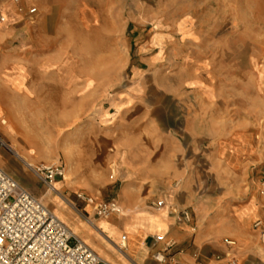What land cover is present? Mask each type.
<instances>
[{
    "label": "rangeland",
    "instance_id": "obj_1",
    "mask_svg": "<svg viewBox=\"0 0 264 264\" xmlns=\"http://www.w3.org/2000/svg\"><path fill=\"white\" fill-rule=\"evenodd\" d=\"M11 5L0 0V55L12 49L25 77H16V89L0 77V105L17 125L15 134L0 125V168L71 232L79 221L101 219L93 216L97 202H116L120 212L104 219L118 220L126 186L129 213L195 219L194 204L175 209L174 195L161 188L165 178L121 176V144L153 160L176 153L175 169L193 174L172 186L190 181L194 202L255 193L264 199V0H79L78 10L71 0ZM190 5L192 17L184 12ZM25 130L45 151L33 170L11 149L26 155ZM51 166L62 175L44 180L42 170ZM165 169L159 161L156 171ZM52 184L60 188V216L55 193L45 196ZM91 240L107 251L106 238ZM178 245H161L153 256L164 261L152 263L189 264L178 260Z\"/></svg>",
    "mask_w": 264,
    "mask_h": 264
},
{
    "label": "crops",
    "instance_id": "obj_2",
    "mask_svg": "<svg viewBox=\"0 0 264 264\" xmlns=\"http://www.w3.org/2000/svg\"><path fill=\"white\" fill-rule=\"evenodd\" d=\"M162 1L177 4L181 2ZM191 6L184 11L186 15L189 11V17L193 15ZM160 17L163 16L157 15V18ZM14 54V51L9 49L0 55V77H25L21 73L20 65L15 61ZM119 147L122 177L136 178L138 181L145 178H165L161 188L174 195V208L182 210L194 204L195 219L185 223L170 213L166 216L149 210L139 211L145 216L142 225L135 228L131 226L130 220L108 219L107 224L112 227V231L107 238V251L103 246H99L104 260L111 264H153V254L162 245L154 243L153 236L163 235L166 240H172L183 247L184 254L181 253L177 257L181 263L198 264L197 261L200 260L201 264H264V240L260 239L258 230L254 229L257 222L258 226L264 227V199L258 193L243 200L240 197H227L222 201L194 202L191 195L193 185L190 181H181L172 186L175 179L191 177L193 174L192 171L175 169L176 153H164L160 160H153L150 159L151 153L138 146L136 149L127 144H121ZM226 151L222 153L224 157L228 155ZM159 161L165 162L166 166L161 173L156 171ZM124 189L129 193L127 186ZM123 205L131 208L133 201L126 199ZM126 233L129 234L126 238L128 244L120 250V237ZM227 241H231L232 245H227Z\"/></svg>",
    "mask_w": 264,
    "mask_h": 264
},
{
    "label": "built area",
    "instance_id": "obj_3",
    "mask_svg": "<svg viewBox=\"0 0 264 264\" xmlns=\"http://www.w3.org/2000/svg\"><path fill=\"white\" fill-rule=\"evenodd\" d=\"M35 13V8L28 10L30 17ZM42 171L44 180L62 175L57 167H46ZM75 196L81 202L93 204L91 198L81 193ZM92 207L93 216L101 219L120 212L114 201L97 202ZM154 207L162 209L163 202H155ZM179 218L189 221L186 212L180 213ZM152 240L162 244L164 251L175 245L174 241L166 240L163 235H155ZM125 241V236H121L120 250L124 249ZM226 244L232 245L231 241ZM158 255L153 256L154 260L163 262ZM0 264L111 263L77 238L63 222L0 168Z\"/></svg>",
    "mask_w": 264,
    "mask_h": 264
},
{
    "label": "bare ground",
    "instance_id": "obj_4",
    "mask_svg": "<svg viewBox=\"0 0 264 264\" xmlns=\"http://www.w3.org/2000/svg\"><path fill=\"white\" fill-rule=\"evenodd\" d=\"M22 0H17L16 2L11 0V8L12 10H16L18 9V5L21 3ZM26 1H33L36 3H42L43 0H26ZM57 3H63L66 0H55ZM73 4H75V8L78 10V8L80 7L79 5V0H71ZM75 9V10H76ZM46 62H51L52 59V54L47 53L46 54ZM53 64L50 63L49 65H47L48 67L52 66ZM2 82H5L7 84H9L10 87L16 89L18 88V83H17V78L16 77H3L2 78ZM3 107H1L0 105V125H2V127H4V129L11 131L13 134H15V127L17 126L15 121V118L7 111H3L2 110ZM21 137L23 138V140L31 145V147H29L27 149L26 155L23 156V154L21 155V153H19L17 150L13 149L11 147L12 150H14L15 155L20 158L23 162H24V167L27 169H34L36 167V163L35 161L39 158H42L44 151V148L40 147L39 145H37V147L35 146V143L37 142V136L31 134L28 131H22L20 133ZM69 157L70 155H66L65 159L67 162H69ZM65 172L68 174V167H66ZM68 179L67 175L63 176V182L66 181ZM60 190L59 186L52 184V186H49V190L47 193H45V196L50 195V192H54L55 193V198H53L52 202L54 204L57 205V209H55V212L60 216L61 214V209H63L62 207V203H61V198L58 195V191ZM57 191V192H55ZM121 195V200L122 203H124V201L129 197L128 196V192L126 189H123L120 193ZM144 213L143 212H136V213H129V209H127L126 207L122 208L121 213L119 214L118 219H122V220H130L131 221V226L133 228H135L136 226H141L142 225V220L144 219ZM107 220L108 219H100L97 221H92L91 218L87 219L86 221H79L77 225H75L72 228V232L73 234H75L76 236L79 235V233L81 234L80 238L83 239L85 242H87L89 245H91V247L96 251L97 254H99L100 256L102 255L96 248L94 241L91 240V238H93V236L99 235L100 237H104V238H109V234L112 231V227L109 226L107 224ZM125 238L129 237V234H124ZM128 241H126L125 245L127 246ZM102 257V256H101ZM158 259H163L164 261V256L162 254H159Z\"/></svg>",
    "mask_w": 264,
    "mask_h": 264
}]
</instances>
